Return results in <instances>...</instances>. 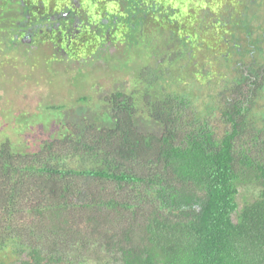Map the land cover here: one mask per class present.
Segmentation results:
<instances>
[{
    "label": "trees",
    "instance_id": "16d2710c",
    "mask_svg": "<svg viewBox=\"0 0 264 264\" xmlns=\"http://www.w3.org/2000/svg\"><path fill=\"white\" fill-rule=\"evenodd\" d=\"M50 1L0 22L131 79L99 100L113 126L0 144V264H264V0H66L31 32Z\"/></svg>",
    "mask_w": 264,
    "mask_h": 264
},
{
    "label": "rangeland",
    "instance_id": "374dc122",
    "mask_svg": "<svg viewBox=\"0 0 264 264\" xmlns=\"http://www.w3.org/2000/svg\"><path fill=\"white\" fill-rule=\"evenodd\" d=\"M73 2H81L84 7L87 6L83 0ZM56 3L60 6L66 4L63 0ZM40 10L43 8L40 7ZM0 25L4 29L7 24ZM19 33L14 34L19 36ZM0 38V144L7 140L16 147V144L26 142V148H31L27 143L37 145L43 143L44 138L54 139L71 124L81 130L86 124L97 127L114 125L110 113L104 117L109 108L101 107L99 100L115 88H122L131 76L114 74L104 63H91L87 66L74 60L46 61L38 53H34L39 48L29 39L17 40L11 36ZM129 57L130 60L124 62L123 67L131 60L136 61L133 55ZM135 61L131 62L136 63ZM209 91V88L203 90L204 97H207L206 104L210 102ZM81 98H84L83 102ZM136 124L141 133L162 132L158 125L143 116L137 117ZM239 203L242 204L241 199ZM16 220L19 224L24 221L22 217H16ZM23 223L39 230L35 221L33 224ZM59 255L71 258L73 252L69 250L68 253ZM72 264H76V260H72Z\"/></svg>",
    "mask_w": 264,
    "mask_h": 264
},
{
    "label": "flooded vegetation",
    "instance_id": "af4514ba",
    "mask_svg": "<svg viewBox=\"0 0 264 264\" xmlns=\"http://www.w3.org/2000/svg\"><path fill=\"white\" fill-rule=\"evenodd\" d=\"M52 1V0H51ZM50 1V2H51ZM67 1H71L72 3H75V2H73V0H67ZM67 1L66 0H63V2H65V3H67ZM77 1H80V0H77ZM85 3L87 2V0H83ZM82 2V1H81ZM81 2H77V3H75L76 5H81V6H83L84 7V4H82ZM32 4L34 5V4H37V2L36 1H33L32 2ZM74 4V5H75ZM68 5V4H67ZM75 5V6H76ZM49 6L51 7L52 6V8H50V9H48V10H46L47 12L42 16V18L40 19V20H34V23H30L31 24V29H32V31L31 32H33V31H41L42 32V30H49V28H50V25L51 24H53L54 22H55V20H57L59 17H57V18H55L54 16H53V14H54V12H55V9L57 8V6H60L59 4H55V3H49ZM34 9V8H33ZM35 10V9H34ZM1 11H4V10H1ZM36 11V10H35ZM68 16V14L67 13H64L63 15H62V18H66ZM0 24H5L4 22H0ZM8 25V24H7ZM6 25V26H7ZM13 28V27H12ZM12 28H10V29H6V28H4V29H0V36L2 37V38H4V37H6V36H11L12 38H15V39H18V36H16L15 34H12L11 33V30H12ZM14 31V30H13ZM14 33H15V31H14ZM27 37V39H29L31 42H33L34 43V40L32 39H30V37L29 36H26ZM32 37V36H31ZM32 38H34V37H32ZM0 41H2V39L0 38ZM36 41H37V39H36ZM55 51V50H54ZM56 53H59L61 56V58L63 59L61 62H63V61H69V60H67V59H65L64 57H63V54H62V52H61V50L60 51H58V52H56ZM22 54H24V53H22ZM25 55V54H24ZM25 56H27V55H25ZM28 57V56H27ZM44 59V58H43Z\"/></svg>",
    "mask_w": 264,
    "mask_h": 264
}]
</instances>
